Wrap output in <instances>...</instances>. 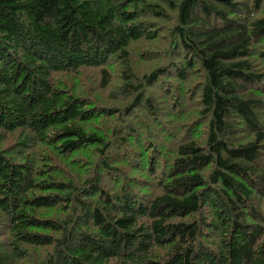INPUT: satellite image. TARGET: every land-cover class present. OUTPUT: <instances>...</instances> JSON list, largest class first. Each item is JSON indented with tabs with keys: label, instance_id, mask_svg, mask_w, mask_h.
<instances>
[{
	"label": "trees",
	"instance_id": "1",
	"mask_svg": "<svg viewBox=\"0 0 264 264\" xmlns=\"http://www.w3.org/2000/svg\"><path fill=\"white\" fill-rule=\"evenodd\" d=\"M0 264H264V0H0Z\"/></svg>",
	"mask_w": 264,
	"mask_h": 264
}]
</instances>
